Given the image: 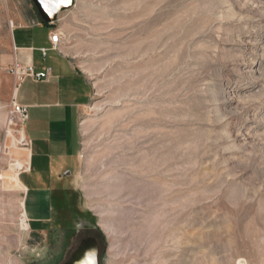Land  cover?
Listing matches in <instances>:
<instances>
[{
    "label": "rangeland",
    "instance_id": "1",
    "mask_svg": "<svg viewBox=\"0 0 264 264\" xmlns=\"http://www.w3.org/2000/svg\"><path fill=\"white\" fill-rule=\"evenodd\" d=\"M32 11L0 0V264H65L87 238L100 264H264V0H74L58 15L89 93L69 197L86 226L55 215L45 234L21 228L27 152L7 118L13 27Z\"/></svg>",
    "mask_w": 264,
    "mask_h": 264
},
{
    "label": "crops",
    "instance_id": "2",
    "mask_svg": "<svg viewBox=\"0 0 264 264\" xmlns=\"http://www.w3.org/2000/svg\"><path fill=\"white\" fill-rule=\"evenodd\" d=\"M42 26L50 30L38 40L35 31ZM55 30V25L43 24L32 11V15L16 22L12 37V62L16 59L37 72L49 73L47 81L27 79L17 94L18 102L29 107V119L22 132L30 143L26 170L18 179L26 190L24 216L29 229L37 234L53 229L54 216L64 219L61 211L72 204L70 173L80 150L81 110L89 98L86 81L73 62L61 47L59 51L52 48L50 37ZM41 49H48L46 57Z\"/></svg>",
    "mask_w": 264,
    "mask_h": 264
},
{
    "label": "built area",
    "instance_id": "3",
    "mask_svg": "<svg viewBox=\"0 0 264 264\" xmlns=\"http://www.w3.org/2000/svg\"><path fill=\"white\" fill-rule=\"evenodd\" d=\"M62 35L57 29L51 34L50 42L54 50H58L61 47ZM44 57L48 53V49H41ZM8 73L14 80L13 97L8 109V126L12 128L14 132H22L29 119V107L22 105L17 100V94L21 85L27 80L33 81H47L49 79L48 71L37 72L33 66H23L16 59L8 67ZM26 149L30 147V143L26 138L20 141Z\"/></svg>",
    "mask_w": 264,
    "mask_h": 264
},
{
    "label": "water",
    "instance_id": "4",
    "mask_svg": "<svg viewBox=\"0 0 264 264\" xmlns=\"http://www.w3.org/2000/svg\"><path fill=\"white\" fill-rule=\"evenodd\" d=\"M45 25H54L58 15L73 7L74 0H32ZM65 264H100L99 246L93 238L83 240Z\"/></svg>",
    "mask_w": 264,
    "mask_h": 264
},
{
    "label": "flooded vegetation",
    "instance_id": "5",
    "mask_svg": "<svg viewBox=\"0 0 264 264\" xmlns=\"http://www.w3.org/2000/svg\"><path fill=\"white\" fill-rule=\"evenodd\" d=\"M37 14H38V16H39V18H40V20H41V22H42V19H41V17H40V15H39V13H38V11H37ZM56 24V23H55ZM54 24V25H55ZM58 209V208H57ZM64 212V213H63ZM61 213H63V216H64V220L65 221H68V220H70V219H72V220H77V222L79 223V224H81V226H86V224L77 216V215H75V212L73 211V209H72V207L69 205V203H68V205L67 206H65V208L63 209V211H61Z\"/></svg>",
    "mask_w": 264,
    "mask_h": 264
},
{
    "label": "bare ground",
    "instance_id": "6",
    "mask_svg": "<svg viewBox=\"0 0 264 264\" xmlns=\"http://www.w3.org/2000/svg\"><path fill=\"white\" fill-rule=\"evenodd\" d=\"M145 131H146V130H145ZM8 133H9L10 135H13V134L11 133L10 130L8 131ZM19 136H20L21 140H22L23 138H25L23 132H19ZM14 140H15V142H17L15 136H14ZM145 143H146V141H145ZM146 158H147V157H146ZM16 183H17V186H18L22 191H24V192L26 191L25 188H22L23 186H21V183L19 182V179H18L17 177H16ZM23 203H24V202H22L21 206L23 205ZM22 208H23V206H22ZM21 228H22L23 230H28V229H29V224H28V222H27V220H26L24 214H23L22 217H21Z\"/></svg>",
    "mask_w": 264,
    "mask_h": 264
}]
</instances>
